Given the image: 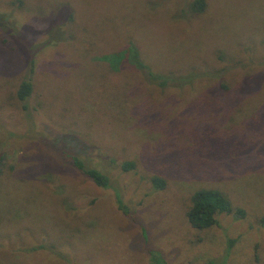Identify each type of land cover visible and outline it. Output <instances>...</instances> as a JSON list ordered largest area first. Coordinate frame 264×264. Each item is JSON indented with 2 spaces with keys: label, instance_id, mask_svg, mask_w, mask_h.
I'll list each match as a JSON object with an SVG mask.
<instances>
[{
  "label": "rangeland",
  "instance_id": "1",
  "mask_svg": "<svg viewBox=\"0 0 264 264\" xmlns=\"http://www.w3.org/2000/svg\"><path fill=\"white\" fill-rule=\"evenodd\" d=\"M192 1L0 0V264H264V0ZM130 43L149 69L99 60ZM203 188L244 218L192 228Z\"/></svg>",
  "mask_w": 264,
  "mask_h": 264
},
{
  "label": "trees",
  "instance_id": "2",
  "mask_svg": "<svg viewBox=\"0 0 264 264\" xmlns=\"http://www.w3.org/2000/svg\"><path fill=\"white\" fill-rule=\"evenodd\" d=\"M188 8L191 15H201L206 11L207 3L205 0H193L189 3ZM64 13H66L67 21L71 22L73 20V15L71 14V12L67 10H61V15H63ZM54 29L55 28L52 25L50 27V34L54 35ZM48 44L49 41L39 46H32L28 43L25 47V54L27 55L26 65H28V74L26 78L24 77L21 80L16 90L15 96L18 101L25 102L31 97L33 92V83L31 81V75L34 70L33 58L38 51L45 48ZM99 60H102L103 62L108 64L109 68L112 71L117 70L122 63H127L128 65L134 67L139 71H144L150 68L149 65L141 60L140 51L133 43H130L124 50L109 55H104L100 57ZM169 75L159 73H145L144 77L147 78L148 81L156 84L159 87H166L170 83L181 86L182 84L190 83L194 79L192 75H188L186 77ZM221 87L225 88V86L222 85ZM23 107L26 108V106ZM73 165L83 176L88 178L97 187L103 189L111 188L108 176L103 174L98 169L88 167L83 162H80L75 158H73ZM120 167L123 172H128L135 168V164L133 162H124ZM151 184L156 190H162L165 187V181L162 178L156 176H153L151 178ZM117 199L119 205L122 207L121 200L118 196ZM221 214L234 215L238 219L244 218L245 216V212L242 209L233 208L229 199L219 190L203 188L191 194L190 206L186 212V219L192 228L197 230L209 229L217 225V216ZM261 222L264 225V218L261 219Z\"/></svg>",
  "mask_w": 264,
  "mask_h": 264
}]
</instances>
